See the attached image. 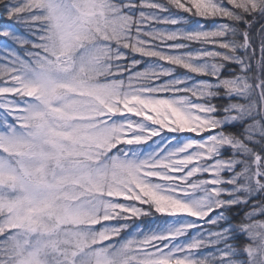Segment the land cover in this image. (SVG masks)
<instances>
[{
	"label": "snow or ice",
	"instance_id": "1",
	"mask_svg": "<svg viewBox=\"0 0 264 264\" xmlns=\"http://www.w3.org/2000/svg\"><path fill=\"white\" fill-rule=\"evenodd\" d=\"M0 264H264V0H0Z\"/></svg>",
	"mask_w": 264,
	"mask_h": 264
}]
</instances>
